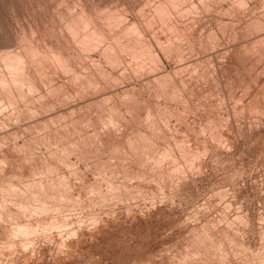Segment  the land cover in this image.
I'll return each instance as SVG.
<instances>
[{"label": "rangeland", "instance_id": "1", "mask_svg": "<svg viewBox=\"0 0 264 264\" xmlns=\"http://www.w3.org/2000/svg\"><path fill=\"white\" fill-rule=\"evenodd\" d=\"M0 264H264V0H0Z\"/></svg>", "mask_w": 264, "mask_h": 264}, {"label": "bare ground", "instance_id": "2", "mask_svg": "<svg viewBox=\"0 0 264 264\" xmlns=\"http://www.w3.org/2000/svg\"><path fill=\"white\" fill-rule=\"evenodd\" d=\"M105 12H106V11H105ZM105 12H104V13H105ZM102 14H103V13H102ZM100 15H101V14H100ZM103 15H104V14H103Z\"/></svg>", "mask_w": 264, "mask_h": 264}]
</instances>
